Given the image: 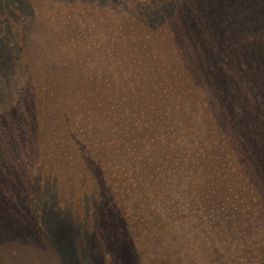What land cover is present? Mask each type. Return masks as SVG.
<instances>
[{
  "label": "rangeland",
  "instance_id": "1",
  "mask_svg": "<svg viewBox=\"0 0 264 264\" xmlns=\"http://www.w3.org/2000/svg\"><path fill=\"white\" fill-rule=\"evenodd\" d=\"M121 24L135 30L164 27L173 33L172 55L192 73L200 68V57L220 65L215 79L221 74L227 81L207 85L209 94L212 88L220 94L211 103H222L224 110L235 107L239 121L225 126L227 115L222 112L217 117L226 132L221 129L227 136L239 135L237 146L252 156L251 169L259 167V153L264 151V0H0V264H170V251H175L171 245L187 241L176 236V241L162 243L161 236L139 231L128 238L126 221L120 226L111 215L108 174L99 172L100 185L90 180L116 157L104 154L102 144L87 150L93 158L83 157L82 149L57 157L31 126L35 116L29 103L32 97L42 103L43 98L34 95L41 89L39 79L49 74L43 63L88 56L81 48L77 54L70 52L68 46L74 48V43L68 40L80 37L92 50L102 40L115 38ZM51 48L57 54L53 58ZM13 118L12 126L4 125ZM77 174H83L88 187L84 200L91 209L89 218L82 217L84 191L72 185ZM254 175L261 177L259 169ZM256 186L261 201L239 205L237 233L226 225L227 231L220 233V224L208 237L194 232L188 257L195 264H264V189ZM99 191L107 203L99 201ZM101 214L106 220L98 221Z\"/></svg>",
  "mask_w": 264,
  "mask_h": 264
},
{
  "label": "trees",
  "instance_id": "2",
  "mask_svg": "<svg viewBox=\"0 0 264 264\" xmlns=\"http://www.w3.org/2000/svg\"><path fill=\"white\" fill-rule=\"evenodd\" d=\"M134 28L122 26L124 34L121 30L115 33L116 39L126 41L125 36L131 32L129 42H123L127 45H112L114 54L121 56L125 61L123 66L113 68L116 75L63 76L66 66L64 62L49 58L48 62L43 63L45 70L59 76L50 74L40 79L43 80L42 104H35L36 110L33 112L36 115L33 113L32 116H35L34 121L39 122L40 128L47 125L58 129L61 122H66L65 127L76 124L77 128L84 129V133L95 135V142L104 141L107 131L111 140L116 136L129 138L130 141H125L123 147L127 146V143L133 144L135 147L132 152H129L128 148L121 150L117 155L125 159L138 153L136 158L139 164L135 169L141 176L135 183L140 187L141 193L138 192V197V193L127 194L126 200L123 201H127L128 205L140 202L142 211L148 198H152L154 202L160 199H181L185 214L190 213L188 208L192 209L190 215L194 221V229L205 232L208 237V234L214 233L218 228V224L224 228L225 222L233 221L237 212L241 211L239 205H243L244 201H248L249 205L261 201L256 185H261L264 189V151L259 153V167L252 170V156L247 152V148L237 146L241 141L240 136H227L221 129L222 125L218 119L220 114H214L216 110L209 107L213 97L218 99L217 94H220H216L213 88L212 94H209L207 85H222L227 81L221 74L215 79V70L220 65L208 63L200 57V68L198 66L192 73L179 56L172 55V48L175 50V46L169 37L174 39L173 33L169 35L164 27L152 30L144 26L136 30ZM184 32L187 35V32ZM197 41L200 45L198 39ZM161 44L167 47L166 58L163 54L158 56L157 49L154 48ZM51 51L50 56L53 58L57 55L56 50L51 48ZM70 66L72 70L78 68L76 62ZM230 85L234 86L233 83ZM221 94L224 93L221 91ZM228 102L230 103V100L226 101ZM219 111L227 115L223 119L225 126H231L230 121L238 122L240 119L233 105L230 108L232 113L226 108L224 110V106ZM20 116L25 117L24 114ZM14 121V118L13 121L8 119L4 125L12 126ZM102 124L105 126H100ZM67 129L69 134L75 135L72 128ZM224 131L226 132L225 129ZM172 138L184 141L189 147L188 154L183 157V166L187 169L180 171L181 155L178 158L175 155L171 157L165 153L170 149L162 148L164 156L170 158L164 187L167 189L166 185L169 187L171 183L173 189L166 190L165 194L161 195L159 186L163 187L157 176L159 147L162 141L166 142ZM54 141L57 146H64L65 142L60 144L57 139ZM201 143L206 147L205 152ZM131 144L128 147H131ZM61 167L58 166V169ZM122 168L130 175L134 169L129 161H125ZM257 169L261 177L252 176ZM65 171L70 174V170ZM129 183L134 181L124 182L123 185ZM132 209L135 211V208ZM133 222L134 220L131 221ZM154 226L151 228L156 230ZM217 230L220 231V228Z\"/></svg>",
  "mask_w": 264,
  "mask_h": 264
},
{
  "label": "flooded vegetation",
  "instance_id": "3",
  "mask_svg": "<svg viewBox=\"0 0 264 264\" xmlns=\"http://www.w3.org/2000/svg\"><path fill=\"white\" fill-rule=\"evenodd\" d=\"M121 25L123 27H125L124 24H121ZM122 26H119L118 28L115 29L114 35H115L116 31L121 30ZM126 27L129 28V27H131V25H126ZM79 38L80 37L72 38V39L68 40V41L74 43L73 44L74 48L68 46V50L70 52H74L77 54L78 52H80V48H81L88 56L77 57L75 60H73L71 62L62 61L66 65L64 67V72L62 73L63 76H66L68 74H77L80 76H82V75H84V76H86V75L97 76V75H112V74L116 75V72L113 68L118 67V66H123V64H125V61L123 58H121V56L114 55L117 58L113 59V60L110 57L111 56L113 57V54L115 51L114 48L112 47L113 44L114 45L116 43L123 44V42H129V40L126 39V41H125L122 39H116L113 36L112 40H102L101 44L96 45V46L93 45L92 50H90L89 46H84V44L81 43L83 41V39L79 40ZM80 43L83 45H78ZM123 45H127V44H123ZM154 48L157 49V52H165V50H167V47L165 46V44H161V45H159V47H154ZM92 55H95V56L91 57ZM158 56H160V55H158ZM162 56L164 58H166L165 55H162ZM106 61L110 62L108 64V66L107 65L104 66L101 64L102 62H106ZM73 62H76V65L78 66V68L76 67L75 70H72L71 66H70V64ZM44 73H46V72H44ZM50 74H51V76H54V77L59 76V75H53L51 72H49V74H47V75L50 76ZM47 75H45V76H47ZM106 77H109V76H106ZM41 82H42V80L39 79L38 84H41ZM38 86H40V85H38ZM42 86L43 85L41 84L40 87H42ZM42 92L43 91L41 89L40 90L37 89V93L34 95V97H36V95H37V97H41ZM35 104L40 106L42 103H34V100L32 97L31 101L29 103V105H31V107H32V112L36 110ZM208 105H209V107H211V109L216 110L214 112V114H216V115L222 114V112L219 111V110H222V107H223L222 103H211ZM228 111H230V110H228ZM34 115H36V114L34 113ZM75 121H78V120H75ZM31 124H32L31 126H32V129L34 131V134L37 135V133L38 134L41 133V136L45 137V140L48 143H50L49 148H51L53 155H56L57 157H60V158L61 157L65 158V156L67 154H69V152H70L69 150H76V149H77V151L82 149L80 152H82L81 155L83 157H85V156H91L92 157V154L87 153V150H89L91 148V145H93L94 147L100 148V144H102L104 147L103 148V150L105 152L104 154H107L108 156L113 155L115 157L121 150H125V149L129 148V152H132V148L135 147L131 143H127V146L123 147L125 141H130L129 138H125V137H121V136L118 138V136H116L111 140V138L109 136V131H107L105 133L107 138L104 141L100 140V142H98V141L95 142V140H94L95 135L87 134L86 132L84 133V129L77 128L76 124L72 125V126H66L65 127L64 125L66 124V122H61V124H58V127H59L58 129H54L53 127H49L47 125H43L40 128L39 122H37V121H33ZM100 126L104 127L105 125L102 124ZM69 127L75 131V135H71L68 133L67 128H69ZM222 131H223V129H222ZM172 134H175V133H172ZM176 134H178V133H176ZM160 137H162V136H160ZM167 137H169V136H167ZM55 139H57L58 143H60V144H61V142H65L64 146H61L62 144L60 146H57V143L54 141ZM130 144H131V147H128ZM83 146H85V147H83ZM80 147H83V148H80ZM164 147L165 148L167 147L168 149H170V151L168 153L167 152H165V153L169 154L171 157L173 155H175V157L178 158V156L181 155V161H182V164L180 167L181 172H183L184 170L187 169L186 166H183V157L188 154V150H189L187 143H184V141H182V140L178 141L175 138H172L171 140H167L166 142L162 141L161 146L159 147L160 156H159V159L157 162L158 181L161 184V186L164 188L163 189L159 186V189L161 190V195H164L166 190L173 189L171 183L169 184V187L166 185L167 189L164 187L165 181L167 179L165 172L168 170V163L170 161V158H167L166 156H164V153L162 152V148H164ZM201 147L203 148L202 150L205 152L206 147H204V145L202 143H201ZM137 154L138 153L132 154L131 156H128L125 159H121L117 155L116 161H115L116 163L115 162H112L111 164H109L108 162L106 163L105 166L109 167V168L104 169L105 166H102L100 169H98V172L97 171L94 172V173H96L94 178H92V176H91L92 172L91 173L89 172V174L85 177L87 178L91 174L90 175L91 176V179H90L91 182L93 184H94V182L95 183L97 182L100 185V178L98 175L99 172H105L108 174L107 182H108V186H109L112 193H110L108 191L105 194L108 195L110 193L112 196L114 209H113V212H111V215H113L115 217V219L119 222L120 226H121L122 219L127 222V223L125 222V226L127 229L126 231L129 233L128 238H130V236H131L130 234L136 233L137 231H139L141 233L145 232L146 235L157 234L155 236H161V242L162 243H168L167 240H170L172 238H173V240H175L174 238L176 236L185 237V239H187V241H183L181 243H178L175 240L176 242L173 243L174 245H171L174 247L175 251L173 253H172V251H170V255H171V258H170L171 263L170 264H179L180 260L182 261L181 264H193V263L195 264L192 257H190V258L188 257V255L190 254V252L192 250L190 248L192 246V243L190 240L192 239L191 236H194L195 233H201V231L197 228H196V230L194 229L195 228L194 221L191 219L192 215H190V213L192 212V209L188 208V210H190V213L188 212L187 214H185L183 212V207L181 206V204H182L181 199L177 198L175 201H169V200L166 201L164 199H160V200H157L156 202H154L152 200V198H148L145 201L144 206L142 207V211L139 207L140 202H137L136 204L132 203V204L128 205L127 201H123V200H126L127 194H135L136 195L138 192L141 193L140 187L135 183L139 179V177L141 176V175H139L140 172L135 169L136 166L139 164V161L136 158ZM125 161H129L130 164L132 165V167L134 168V169H132L131 175L127 174L128 171L122 168ZM101 162L104 163V160H101ZM58 166H63V165H62V163H60ZM110 172H112V173H110ZM125 172H126V174H125ZM162 179L164 180V182H162L163 181ZM132 180L134 181V183H129L128 185H123L124 182L132 181ZM73 184H75L74 186L77 187L80 192L84 191V194L82 195L83 198L81 199V206H82L81 210H82V214H83L82 217H88L89 218L91 209L88 208L89 202H85V200H84V199H87L86 197L88 194V191H87L88 187L83 184V174L82 175L77 174V179L75 180V182ZM98 193L101 197L99 199V201L100 202L101 201L106 202V199L103 198V197H105L104 192L102 191V193H101L99 191ZM139 193L136 195L137 197H138ZM109 204H111V202ZM179 207H180V209H179ZM132 208H135V211ZM241 214H242V212L238 211L237 214L235 215V217L233 218V221L229 220L228 222H225L223 224V226L226 225V228L228 229V231L234 230L237 233L238 227H239V222L242 218ZM101 215L102 216H97L98 221L106 220V216L103 214H101ZM132 220H134L133 223H131ZM222 221H223V219H222ZM153 222H155L154 223L155 226L153 225ZM152 226L156 227L157 229L155 230L154 228H151ZM219 226H221V224ZM224 228L220 227L219 232L220 233L226 232L227 230H226V228L225 229ZM202 233L204 235L206 234L203 231H202ZM148 238L151 241H153L155 239L153 236H148ZM227 244H229V242ZM148 247L150 250L152 247L151 242H148ZM160 250L162 251V248H160ZM184 254L186 255V257L183 256ZM174 256H176L175 260L173 259ZM159 257H160V259H165L163 254H161V255L159 254ZM204 263H206V262H204ZM204 263H201V264H204Z\"/></svg>",
  "mask_w": 264,
  "mask_h": 264
}]
</instances>
